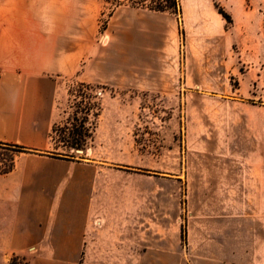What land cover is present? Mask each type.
Listing matches in <instances>:
<instances>
[{
	"label": "rangeland",
	"instance_id": "obj_1",
	"mask_svg": "<svg viewBox=\"0 0 264 264\" xmlns=\"http://www.w3.org/2000/svg\"><path fill=\"white\" fill-rule=\"evenodd\" d=\"M133 4L85 0L81 7L78 20L93 31L78 34V75L86 83L76 74L56 77L50 152L122 172L134 204L126 220H140L142 237L150 230L154 256L196 264L182 257L211 246L218 215L227 224L238 208V167L264 164V0H252L248 17L232 23L196 20L184 7L180 17L166 12L150 28L141 22L139 41L125 12L151 10ZM72 130L88 135L84 148L65 145ZM3 152L8 167L14 151ZM252 196L247 208L264 250V190ZM80 254L78 264H113L96 249ZM30 256L12 260L31 264Z\"/></svg>",
	"mask_w": 264,
	"mask_h": 264
},
{
	"label": "crops",
	"instance_id": "obj_2",
	"mask_svg": "<svg viewBox=\"0 0 264 264\" xmlns=\"http://www.w3.org/2000/svg\"><path fill=\"white\" fill-rule=\"evenodd\" d=\"M217 1L236 22L248 17L252 0H234L233 5L225 0H182V5L196 20L224 23ZM83 5L85 0H0V264L29 254L31 264H78V253L93 249L113 264H171V253L154 256L153 235L146 230L142 237L139 219L136 225L126 220L134 204L130 207L122 172L104 162L82 163L50 154V132L59 110L56 77L78 75V34L93 32L91 25L78 20ZM138 11L125 12L137 41L141 22L150 28L157 16L166 15ZM78 77L85 82L81 73ZM14 144L36 153L14 152L12 169L3 172V151ZM234 175L238 208L230 212L227 224L218 215L211 246L195 248L183 260H264L261 234H253L247 208L253 192L264 190V164H245Z\"/></svg>",
	"mask_w": 264,
	"mask_h": 264
},
{
	"label": "trees",
	"instance_id": "obj_3",
	"mask_svg": "<svg viewBox=\"0 0 264 264\" xmlns=\"http://www.w3.org/2000/svg\"><path fill=\"white\" fill-rule=\"evenodd\" d=\"M117 1V0H116ZM147 0H134L133 6H142L146 7L152 11L157 12H168L171 14H174L178 17L182 16L183 14V5L181 0H153L152 4L146 5L145 2ZM215 7L218 10V12L223 16V18L228 22L232 23L233 19L230 13H228L223 6H221L219 3L215 2ZM54 131V125L52 127V130L50 132V139L52 143V133ZM87 137L88 135L83 133L82 130H72L69 132L68 138H64L63 142L66 143L65 145L68 148H84V146L87 143ZM8 148L12 149L14 152H31L36 153V150L30 149L28 147L14 144L7 146ZM50 154L56 156V157H63L65 159H71V156L68 154H56V152H50ZM13 167V159L12 163L8 167H2L3 172H8ZM10 264H15L13 260H11Z\"/></svg>",
	"mask_w": 264,
	"mask_h": 264
}]
</instances>
